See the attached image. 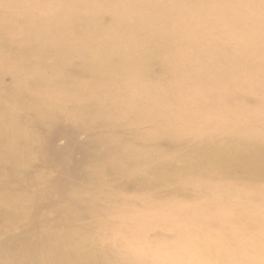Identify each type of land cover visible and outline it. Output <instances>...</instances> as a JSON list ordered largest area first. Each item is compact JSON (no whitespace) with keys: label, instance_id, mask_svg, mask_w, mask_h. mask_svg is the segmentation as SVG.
Masks as SVG:
<instances>
[{"label":"bare ground","instance_id":"1","mask_svg":"<svg viewBox=\"0 0 264 264\" xmlns=\"http://www.w3.org/2000/svg\"><path fill=\"white\" fill-rule=\"evenodd\" d=\"M27 1L25 5L31 4L32 8L25 10L24 13L21 11L17 14H11L4 6H7L8 3H15L17 0H0V17L4 20V22L0 21V32L4 33L13 27L16 24L17 16L25 15L31 22L27 36L35 43L34 48H36H33L35 52L31 59H21L18 62V70L30 73L31 79L26 80L18 73L16 79L15 75L14 81L12 79L9 84V88H12H10V91L13 93L14 90L15 97L21 95L25 85H34L37 82L35 79L42 77H47L52 81H56L60 77L59 81L63 84L55 92V97H58L61 91L75 90L73 98L78 95H88L91 98L97 90V84L85 83L86 81L81 80L80 77L109 80L110 88L115 90L110 95V98L114 100L119 99L117 97H120V100L128 98L130 110L134 114H139L150 104L158 107V105H161L160 102L171 103L172 107L180 105L181 108H175L174 112L168 109L161 111L158 121L162 122L165 116H169L172 124H168L166 133L155 134L157 136L155 139L156 144L160 145L166 136L176 135L182 140L180 147H186L185 140L190 138L192 143L200 145L199 148L201 150L198 149L200 150L199 156L197 155V150H195V155L200 157L205 155L203 149H208V144L214 141L216 145L222 144V146L216 148V151L211 152L217 158L214 163H218L219 172L224 171L225 175V173L233 170L248 178H264V98H254L255 103L259 104L254 113H250L249 109L242 105L232 110V107L236 105L235 100L221 105L229 97L228 88L234 83L264 96V85L256 88L257 79H261L264 74L262 70L264 68V60L259 61V63L255 61L253 63L252 60L254 55L264 53V23H260V15L255 14V9H244L245 5L239 3L238 0H223L217 6L218 8L212 6L207 9L206 7L200 8L195 5L190 9H185V11H180L177 8V0H170L165 4L162 0H129L130 5L117 7L120 12L128 17L126 20L133 15L134 6L138 2L145 3L146 6L153 5V8L151 10L147 8L148 14L140 18L142 20L136 26L127 27L128 25L115 24L112 20L109 23L110 18L108 17L110 16L106 15L114 9L113 0H90L93 11L83 17L85 21L81 17L77 18L75 16V19H78L77 26L83 25L84 30L82 33L87 35V37L86 39L75 41L72 36V30H66L68 24H65V21L59 24L48 23V25L44 21V18L47 19L44 15L51 14L52 6H56L58 8L57 11L69 13L72 5L80 6L82 0ZM257 2L252 0L253 4ZM203 10L214 13L213 17L201 15L200 11ZM179 13L185 14L187 18L181 20ZM162 19H169V23H171L170 32L165 27L155 32V21L161 22ZM191 27L192 29L190 30ZM239 27L251 28V31L249 33L239 32ZM111 31L113 33L116 32L115 38L118 39L119 43L125 42L129 49L123 47V44L110 45ZM91 32L99 34L98 39L93 41ZM148 35L157 36L160 39L159 46H162V48H154V53L143 54L142 50L146 47L145 38ZM44 37L45 43H42ZM49 37H52L51 40L46 41V38L49 39ZM64 45L66 46L63 48ZM123 48L126 50V54L123 53ZM0 49V73L10 75L12 70L15 69V64L9 65L3 60L2 50L4 49V43L0 44ZM130 52L132 55H137L138 60L136 62L129 59ZM73 55L80 57L78 59L80 64L89 59L91 61H88L85 69L82 70L74 63H67ZM146 58L152 62L155 60L161 62L158 72L170 71L172 74V88L166 90L162 98H158V82L153 81L154 79L150 78L147 69H144L145 65H141ZM206 59L208 61L205 62L204 60ZM49 60L52 62L53 68L49 66L47 69L44 63L49 62ZM63 66L64 68L62 69ZM243 72H247L246 75L243 76ZM117 75H120L125 80L118 81L116 79ZM188 77H194L195 80L187 85L185 81ZM0 79H3V77H0ZM129 80L135 83L127 84ZM1 82L2 80H0ZM222 82L226 83L223 85L221 84ZM176 84L180 85V87H176ZM129 85H134L137 92L133 94L125 93L122 88ZM48 93V90H43L39 97L47 106L54 108L53 113H45L41 109L32 112L33 118L31 120L34 119L32 122L37 124L38 131L43 127L46 128L49 119H55L62 110L55 107L54 99L46 97ZM211 95H214V97L211 98ZM237 95L244 98L242 93L233 95V98L235 99ZM152 98H155V101ZM107 101L108 99L105 100V102ZM21 102L24 104L25 110H31L27 105L30 101L24 100ZM59 103L63 106L69 105L67 99H61ZM69 106L73 107V105ZM75 106L77 109L76 118L86 121L89 113L87 105L85 103H76ZM153 106L151 105L150 107L151 114H154ZM124 113L127 114L126 111ZM192 113L202 116L203 125L197 126V124H193ZM221 116H224L225 127L218 131L216 123ZM99 117L100 124H105L109 129L116 124L114 123L115 121L123 118V116L113 115L110 108L102 109ZM17 128L18 124H13L11 120L6 121L5 131L0 134V140L3 139V136H7L10 140L14 139L17 134ZM200 128L204 130L203 136L198 135V131L195 130ZM63 131H65L63 128L55 125L49 126L46 130L49 140V134ZM118 133L116 131L115 134L110 135L111 139L100 138L103 139L100 145L105 149V155L107 156L105 163L114 161L125 164L126 159L142 155L140 153L127 155L131 145H126L124 150L121 149L124 146ZM24 139L35 141L34 148L39 150L41 155H44L43 162L46 165L48 161L53 164L54 162H60L64 158L73 160V163L68 168L63 167L70 171H60L57 175L58 177L54 180L57 182L54 184L55 190L64 195L65 190L60 186L62 180L67 179L68 181V179H71L76 181V177L71 173L73 170L80 172L85 169L88 162L85 156L87 152H91V148L85 146L86 141L72 134L68 147L63 149L48 148V146L46 148L44 139L42 143L41 140L36 138L34 140L27 135L24 136ZM234 139L251 149L255 162L248 159L240 148L236 147L241 146L236 144ZM86 145L91 144L87 143ZM0 146V156L3 154L7 158L5 162L14 157L15 153L7 150L2 142H0ZM172 148L175 147L172 146ZM2 150L5 153H2ZM222 151L226 153L223 160H221ZM120 153H123L125 159H118ZM211 153L209 157H211ZM22 162L29 163V157L22 159ZM15 163L17 165L22 164L19 161ZM32 164L30 162L28 166ZM204 166L211 167V165ZM198 167L196 164L193 171L197 172L199 170ZM130 169L132 170L131 174H133L135 169ZM126 170L129 172L128 169ZM150 173L147 174V179L138 177L131 180H139L142 185L153 184ZM7 174L11 173L7 171ZM104 176L107 180L109 178L110 182L115 181L113 174L105 173ZM136 176L134 175V177ZM195 187L200 189L199 183L189 184V188H192V191ZM173 190L180 191L178 188H173ZM205 190L211 192L207 197L204 196L203 190L200 193L197 190L192 194L188 188H184V191L189 196L191 195V199L196 202L195 210H190L187 205L176 203L177 201H174L170 207L167 206V214L170 217L182 215L186 220H192L195 227L201 228L197 230L199 241L196 240L195 243L187 246L189 248L190 246L195 247L198 245L200 251H189L181 254L171 253L170 255L163 254L159 258V263L185 264L184 261L186 260V262H189L188 264H264V211L261 208H252V203L247 199L242 202L237 199L235 201L234 199L227 200V195L231 193L237 194L238 187L233 184L219 183L211 186L209 190L207 188ZM149 195L151 194H146L147 197ZM62 197H66V195ZM257 198L264 201V187H260ZM222 199L225 200L224 206H217L200 213L207 202L216 200L214 203H218L223 201ZM28 204L30 209L36 211V200L34 198H31ZM238 205L244 207H238ZM141 207L140 220L148 227L157 226L165 221V215H155V211L164 209L165 205L152 206L144 202ZM80 208L78 206L74 210L71 209L72 211L67 215L59 212L53 221L56 225H59L67 222L68 216L70 218L79 216L82 218L79 224L85 225L88 217L81 213ZM104 222L106 225L111 223L109 215L104 217ZM0 223H5L1 212ZM90 223L93 226L96 225L94 221ZM35 224L31 223L29 226L18 224L7 229L0 225V256L9 258V264H102L98 258L91 259L89 256L83 255L77 261L74 260L76 259L74 256L66 255L62 251L61 245L58 244L60 242L58 239L55 238L57 244L51 242V236L48 235L51 232L40 231L38 235L42 237V240L49 242L46 248H40L39 239L33 241L31 236ZM16 230L17 233L15 234L14 231ZM94 230L92 228V231H90L92 232L91 239H96L99 236V232ZM74 238L79 241L84 240V237L79 234H74ZM15 240L19 241V243L14 242ZM128 241L131 243L129 247L136 251L135 248L139 246L136 239L130 237ZM180 242L189 244L192 241L185 242L180 239ZM171 244L174 245L176 243L173 242ZM156 246L163 247L164 245L161 246L156 242ZM120 247L125 248L127 251L118 250L116 252V261L120 263L116 262L115 264H123L126 260L135 262L140 258L135 252L132 253L131 251L130 253L126 244L120 245Z\"/></svg>","mask_w":264,"mask_h":264},{"label":"rangeland","instance_id":"2","mask_svg":"<svg viewBox=\"0 0 264 264\" xmlns=\"http://www.w3.org/2000/svg\"><path fill=\"white\" fill-rule=\"evenodd\" d=\"M113 1L114 9L106 15L110 16L108 17L110 18L109 23H111L112 20L115 24L122 26L128 25L127 27L132 25L136 26L139 21L142 20L140 18L148 14L147 8L149 10L153 8V5L146 6L145 3L138 2L134 6L133 15L126 20L128 17L120 12L117 7L128 6L130 5V1ZM169 1L170 0H162L164 4ZM222 1L223 0H177V8L180 11H185V9H190L197 5L200 8L206 7L209 9L212 6L217 7ZM256 1L258 2L253 4L252 0H238L239 3L245 5L244 9H255V14L260 15V23H264V0ZM26 2L28 1L22 0L18 2L17 0L15 3H8L4 8L11 12V14H17L21 11L24 13L25 10L32 8L31 4H27V8L25 5ZM91 8L92 4L90 0H82L80 6L72 5L69 13L57 11L58 8L52 6L51 14L44 15L47 17V19L44 18V21L47 24H59L65 21V24H68L66 30H72V36L75 38V41L86 39L87 35L82 33L84 30L83 25L77 26V18L81 17V19L84 20L83 17L89 15L90 11H93ZM200 14L203 16L207 15L210 18L214 15V13L204 10L200 11ZM75 16L77 17L76 19ZM179 16L181 20L187 18L186 15L182 13H179ZM0 21L4 22L1 17ZM155 22V32L163 27L170 32L169 28L171 23H169V19H162L161 22ZM30 26L31 22L27 16L22 15L17 16L16 24L13 25V27L4 33L0 32V44L4 43V49L2 50L3 60L9 65L15 64V69L12 70L10 75L3 74L2 72L0 73V77H3V79H0L2 80L0 83V134H3L5 131L4 127L6 121L11 120L13 124H18L17 134L14 139L10 140L7 136H3L4 140H0L7 150L15 153L14 157L6 162L5 160L7 158H5L3 154L0 156V212L5 222L0 223V225L3 226L4 229L17 226L18 224L29 226L31 223L35 224L36 221L31 235L33 241L39 239V247L46 248L49 242L42 240V237L38 234L40 231L51 232V234H48L51 236V242L57 244L56 239H58L60 241L58 244L61 245L62 251L68 256H74L76 258L74 260L80 259L84 255L89 256L91 259L98 258L102 264H115L118 262L116 261V252L118 250L127 251L125 248L120 247V245L126 244L129 248V252H135L140 258L136 261L132 258L135 262L126 260L123 264H160L159 258H161L163 254L170 255L171 253L181 254L189 251H200L198 245L195 247L190 246L189 248H187V246L195 243L196 240L199 241L197 230L201 228L198 226L195 227L192 220H186L182 215L170 217V215L167 214V206L170 207L174 201L187 205L190 210L196 209V202L191 199V195L189 196V194L184 191V188H188L192 194L197 190H199V193L203 190L204 196L207 197L211 192L206 191L205 188L209 190L211 186H215L219 183L233 184L238 187L237 196L231 193L227 195V200L234 199L235 201V199H237L242 202L247 199L252 203V208H261V210L264 211V208H262L264 207V201L257 198L259 196L260 187H264V178H248L240 175L238 171L233 170L225 173V175L224 171H218V163H214V160L217 158H215L211 152L216 151V148L222 146V144L216 145L214 141L210 142L208 144V149L203 147L205 155L197 157L195 155V150H197V155L199 156L201 150V148H199L200 145L198 143H192L190 138L185 140L187 144L186 147H180L182 140L176 135L166 136L161 141L160 145L155 143L157 137L155 134L159 135L166 133L168 124H172L169 116H165L162 122L158 121L161 111L168 109L174 112L175 108H181L180 105L172 107L171 103L160 102L161 105H158V107L150 104V106L144 108L139 114H134L130 110L128 98L122 100H120V97H117L119 99L115 100L110 98V95L113 94L115 90L110 88L109 80H102L99 78L92 79L90 77H80V79L86 81L85 83L98 85L96 92L91 98H89L88 95H78L73 98L75 90L67 92L61 91L60 95L55 97V92L60 89L63 84L59 81L60 77L56 81H52L47 77L35 79L37 80L36 84L25 85L21 91V95L15 97L14 90L12 93L10 91L11 87L9 88L10 81L12 79L14 81L15 75L16 79L17 73L26 80L31 79L29 76L30 73L28 74L18 70V62L21 59H31L35 52L34 49H36L34 48L35 43L27 36ZM191 29L192 27L190 30ZM238 31L249 33L251 28L239 27ZM116 34V32L113 33V31H111L112 37L110 38V43H108L113 46L123 44V47H127L128 45L125 42L119 43L118 39L115 38ZM92 35L93 41L98 39L99 34L93 32ZM51 38L52 37H49V39L46 38V41H50ZM159 41L160 39L155 35L146 36V47L142 50V53H154V48L161 49L162 46H159ZM42 43H45V37L42 39ZM65 46L66 45H64L63 48ZM123 53L126 54V50H124ZM133 55L130 52L129 59L136 62L138 57L135 54ZM78 59H80L78 55H73L67 63H74L84 70L86 63L91 61V59H89L80 64ZM252 60L253 63L254 61L259 63V61L264 60V53L254 55ZM204 61L206 62L208 60L206 59ZM143 64L146 67H144V69H147L149 72L150 78L158 82V98H162L165 91L172 88L171 72H158L161 62L156 60L152 62L146 58L141 65ZM44 66L47 69L49 66L53 68V64L50 60L44 63ZM63 68L64 66L62 69ZM262 70L264 71V68ZM246 73L247 72H243V76L246 75ZM263 77L264 74L261 79H257L256 88L264 85ZM116 79H118V81L125 80L120 77V75H117ZM194 80V77H188L185 84L188 85ZM128 82L127 84L135 83L132 80ZM225 83L226 82H222L221 84L224 85ZM176 87H180V85L176 84ZM43 90L49 91L46 97L54 99L55 107L62 110L55 119H49L46 128L43 127L38 131L37 124L32 122L34 119L31 120L33 118L32 112L41 109L44 110L45 113L52 114L54 111L53 107L47 106L39 97ZM122 90L127 94L137 92L134 85L125 86ZM240 93L244 95L245 99L238 95L235 99L233 98V95ZM228 95L229 97H227L221 105L228 104L231 100H235L236 105L232 107V110L242 105L248 108L250 113H254V110L258 108L259 105L255 103L254 98H264L262 94H257L253 90L246 89V87L242 85L238 86L237 83L229 86ZM210 97L213 98L214 95ZM61 99H67L68 104L73 105V107L61 105L59 103ZM106 99H108L107 102H105ZM24 100L30 101V105L28 103L27 105L31 110H25L24 104L21 102ZM152 100L155 101V98H152ZM76 103H85L87 105L89 113L86 121L76 118ZM151 105L153 106L154 114L150 113ZM107 108L111 109L113 115L123 116V118L114 122L116 124L112 125L110 128L111 130L106 127L105 124H100L99 113L102 109ZM124 111H126L127 114H125ZM192 119L194 121L193 124H197V126L203 125L204 123L200 114L192 113ZM51 125L59 126L65 131L49 134L50 141L46 130ZM224 125L225 119L224 116H221L220 120L216 123V129L218 131L219 129H224ZM195 130L199 132H197L198 135L203 136L202 133L204 130L202 128ZM116 131L119 132L118 135L124 146L121 149L124 150L126 145H131L130 149L127 151V155L134 153H140L142 155L126 159L125 164L114 161L112 163H105L107 156L100 142L103 139H111L110 135L115 134ZM71 134L86 141L85 146H89L91 152L86 153L85 159L88 162L86 163L85 169L80 172L72 171L71 174L76 177V181L71 179H68V181L67 179L62 180L60 186L63 187V190H65L64 195H66V197H62L64 195L60 194V192L54 188V184L57 183L54 180L58 177L57 175L60 171H70L67 168L73 163V160L71 158H64L60 160V162H54L53 164L48 161L46 165L43 162L44 155H41L39 150L34 148L35 141L24 139V136L27 135L34 140L35 138L41 140V143L44 139L46 148L48 146V148L63 149L68 147ZM102 137L104 138L100 139ZM234 142L241 146L236 147L240 148L248 159H251L252 162L256 161L248 146H244V144L237 140ZM87 143L91 145H86ZM172 146L175 148H172ZM1 152L5 153L4 150ZM210 153L211 157H209ZM224 156H226V153L222 151L221 160H223ZM28 157L29 161L33 163L30 166H28L30 162H22V159ZM118 159H125L123 153L118 155ZM16 161L22 164L17 165L15 163ZM196 164L199 166L197 172L193 171ZM204 165H211V167H206ZM130 168L135 169L133 174H131L132 170ZM126 169H128L129 172ZM7 171L11 174L8 175ZM105 173L113 174L115 181L110 182L109 178L107 180L104 176ZM149 173L153 184L142 185L139 180H131L138 177L147 179V174ZM134 175L137 176L134 177ZM195 182L199 183L200 189H196L195 187L192 191V188H189V184ZM173 188H178L180 191H175ZM146 194L151 195L147 197ZM31 198L36 200V211L28 207ZM222 200L223 201L218 203H214L216 200L207 202L200 213L216 208L217 206H224L225 200ZM144 202L152 206L165 205L164 209L155 211V215H165V221L154 227L145 225L144 222L140 220V213L142 212L141 205H143ZM78 206L81 207V213L88 217L85 221V225L79 224V221L82 219L79 216L74 218L68 216L67 222L59 225H56L53 221L57 213L60 212L67 215ZM238 207L244 206L238 205ZM106 215L110 217L111 223L109 225H106L104 222V217ZM91 221H94L96 225L93 226V224L90 223ZM92 228L95 229L94 231L99 232V236L96 239H91L92 232L90 231H92ZM14 233L16 234L17 230L14 231ZM74 234L83 236L84 240H76ZM130 237H134L136 242H138L139 246H134L137 252L129 247V245H131L128 241ZM180 239L185 242H192L186 244L180 242ZM14 242L19 243L17 240ZM156 242L164 246L158 247L156 246ZM173 242L176 244H171ZM9 261V258L0 256V264H9ZM184 263L188 264L189 262L185 260Z\"/></svg>","mask_w":264,"mask_h":264}]
</instances>
